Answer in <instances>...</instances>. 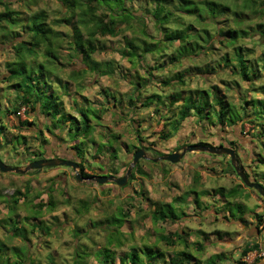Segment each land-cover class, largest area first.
Wrapping results in <instances>:
<instances>
[{
	"label": "crops",
	"instance_id": "0c3cea01",
	"mask_svg": "<svg viewBox=\"0 0 264 264\" xmlns=\"http://www.w3.org/2000/svg\"><path fill=\"white\" fill-rule=\"evenodd\" d=\"M189 1L194 3L199 0ZM38 2L39 0H37L36 4L17 3L18 6L16 8L12 6L11 8L23 12L22 16L24 17L35 11L45 10L49 17V21L60 17L62 14V9L56 1L55 3L58 9L54 15L48 14L45 7H39L40 9L38 10L35 9L39 4ZM181 2V0H164L162 5L165 10L170 13L168 24L156 26V22L150 16V13L156 7L153 0H124L125 8L131 13L135 20L129 21V26H127L128 24L125 22L120 23L116 30L117 34L114 36H96L95 43L97 50L91 57L98 66L90 69L91 64H84L80 58H74V60H78L80 64H75L74 60L73 63L68 60H63L64 64H70V67L66 66L61 71L59 70L56 73L49 74V80H51L49 91L54 92L56 96L59 97V109L61 112L59 116L49 121L37 112L34 114L33 112L27 114L25 112V107H21L16 114L7 112L13 110L16 104L15 98L17 93L15 89L10 86L11 84L6 78L8 75L6 63L14 60V54L10 42L12 38L0 34V150L3 148L1 142L6 140L8 145H12L13 149H18L21 152V154L18 155L22 157L16 161V163L18 162L16 166L10 165L9 160L1 161L8 166L22 167L27 161L31 162L32 160L28 158L32 152L31 148H33L31 144H29V141H32L34 144L35 140H47L46 138L52 140L55 149L53 152L56 154H63L64 151L65 153L69 151L70 154H67L72 156L71 154L76 155V149L88 152V149L91 150L93 148L94 158H96L98 157V149L104 153L105 151L110 153L108 148L110 145L112 148L117 149L114 147V144H116L120 136L111 128L119 127V125L125 126L126 123H131V129L136 138L138 137L137 131H139L141 133L140 136L143 139L149 140L150 143L154 142V140H159L160 142L163 141L161 143L163 145L176 137V134H181L182 136H180V138H183L185 133H193L194 127L198 122L195 117H188L181 122L178 131H175V133L173 129L166 126V124L170 122L167 120L168 118L177 119L176 116L172 115L174 112H177V106L180 105L181 101L176 102L169 108V100L167 98L170 94L175 92L179 93L181 98H184L187 94H195L197 100H199V95L196 93V90H208V99L213 107H215L213 104V93L216 92V94L223 97L227 103L233 104L236 109H238L239 113H241L239 110L240 107H244V102L246 101L254 100L257 102H264V91L259 88L264 85V41L262 44L258 40L259 37L253 34L259 29H262L258 27V23L263 24L264 17L262 19L254 17V19L257 20V24H253V19H251L253 16L246 10L242 11L240 7L235 10L236 12H243L240 17H236L230 13L217 17L214 23H211L208 18L200 19L197 16L198 13L188 14L179 11L178 7ZM230 7L233 10L232 6ZM1 24L6 29L20 32L18 26L9 27L5 22ZM68 27L69 26L65 25H57L54 29L63 34L70 35L71 29ZM213 27L224 30L228 28L243 29L252 33L248 32L247 36L240 37V39L238 38L237 45L242 47L241 58L244 60L245 65L257 67L259 78L253 84L256 88H252L248 85L249 83L240 80L237 72L233 69L236 59L233 47L221 45L218 39H222L223 37L218 38L215 35ZM141 29L148 34V37H144L140 34ZM168 29L171 31L177 29L178 31H183L185 34H189L191 38H189L188 42L185 44L187 47H191V44L194 42L198 45L206 44L205 36L200 32L201 29H206L210 35L213 34V36L208 37V44L213 45L211 47L208 46V49L205 50H201L195 46L193 51L189 52L188 55L178 58L175 49L179 47L180 41L175 40L172 41L170 45L166 44L165 36L168 33H166ZM197 34H200L201 37L198 38L195 36ZM136 38L145 39L147 43L158 42L160 47L164 44L168 46L167 49H164L161 53L151 52L145 53L142 56H137L136 53H138V51L136 50L137 52L131 56H122L121 53L124 49L123 46L125 41L132 40L136 42ZM65 40L66 38H64V41ZM257 46L261 48L259 53L255 51V47L257 48ZM69 52H71L69 47L60 49V55L63 56V58L68 59ZM175 56L176 59H174ZM34 57H36V63L42 60L39 53L35 54ZM171 59L174 60L171 61ZM224 61H228L227 65H224ZM74 68H76L77 71L79 69V72L82 73L83 76L77 82L67 78L69 70ZM55 75L61 80L59 84L54 78ZM180 76L183 79V83L179 81V79H181ZM166 78L168 83L165 84L163 81ZM195 78L200 81L198 86L192 89L188 83ZM215 80H218L222 86H220L218 82L213 83ZM232 80H236V82L239 80V85H235ZM203 82H208L209 84L203 86ZM211 82L212 85L210 84ZM206 84L207 83H204V85ZM213 87H217V89L214 90ZM152 94L160 95L162 102L158 103L154 101L150 103L149 106L143 107L142 103L145 97ZM92 96L95 97L92 98ZM131 99L134 100V103H131ZM99 106L105 109V111L102 112V119L99 125L95 124L92 117L90 118V123L94 125V131L91 137L89 136L88 139L80 137L76 140H70L69 121L61 119L63 115L65 117L69 115L76 117L78 109H94ZM245 107L248 108V112L246 113L251 114V110H249L251 106L245 105ZM199 123H206L209 125V122L206 120ZM246 125L248 124L245 123L241 127L243 132H245L244 129ZM182 126L184 127L182 128ZM188 126H192V128L186 129L185 127ZM199 126L200 127L195 133H202L205 136L206 133L201 130V125ZM46 127L49 130H47ZM235 127L239 128V125ZM248 127L250 126L248 125ZM163 134H166L167 138L162 139ZM227 135L229 137L228 139L233 140L235 138L240 139L241 137L238 132L236 133L234 131H230ZM195 137L197 141L200 139V137ZM191 143H193V140ZM80 144H82L83 147ZM152 144L154 145V143H151L153 147ZM43 147L45 149V146ZM159 149L162 151H157L156 153L159 154L158 156L163 155L164 149ZM177 149L178 148H175L173 151ZM78 159V161L81 162L85 161L80 157ZM219 161H223V159H219ZM138 165H140V163H138ZM251 165H253V168H251ZM258 165L256 166L255 161L249 162L248 167L251 168V172H246V170H244L246 173H249L251 176L250 179L256 182H258L257 176L261 178L264 177V174H258V172L254 171L258 170ZM29 172L31 171L25 174L0 172V189L2 187L5 188V190L0 191V203L2 204L0 206V264L6 262V257L9 262L10 260L11 262L13 261L12 251L17 253L18 264H21L25 258H27L31 264H105L103 262V253L105 249L109 251V258L106 264H129V255L132 252H136L144 264L145 252L148 250L153 253L156 252L157 255L159 253V256L155 257L151 264H169L170 259L180 251L178 248L179 241L176 240L174 245L169 246L164 244L161 240V237L176 231L165 232L164 228L160 227L163 223H154L152 221L153 205L149 207L148 204V206L141 209V211L140 209H135L134 202L130 197H125L122 201H115L110 198L106 201L109 206L107 209L109 210L96 212L93 217L90 215V206L93 208L94 205L97 206L98 203L101 202L104 204L105 202L104 200L102 201L101 198L100 201H98L99 198H96L95 203L92 202V205L89 206L85 204L83 207L84 210L82 211L75 210L71 213H67L66 211L58 213L54 210L55 203L53 199H51L50 194H48V198L44 200L39 197L32 199L30 195H33L34 187H32L28 181H23L22 187L16 185L19 178H28L27 174ZM9 173L14 175H10ZM18 175L20 177H17ZM64 181L65 180H63V182ZM50 184V182H45V185H43L44 188H46V193H53L56 189L58 193H61V191L56 188V183ZM104 185H100L98 189L102 191ZM261 185L264 188V183ZM49 188H51L50 191ZM218 188L220 187L212 189V195L199 197H197L194 188L193 192L189 190L185 194L186 196L192 194L195 196L194 198L192 196H179L173 198L170 203L162 202L160 199H154L151 193L149 196V192L146 191L147 197L145 200L148 203L151 201L152 203L171 204L175 215L181 217L182 214L185 215V208L189 209L192 203L195 209L200 207L201 204L210 202L209 198L212 196L211 201L216 202L217 205L215 206V203H212L214 206L212 207L213 210L211 208L208 212H212V215H214L216 219H221L224 222L227 221L230 225L233 224L237 229V231H235L236 237L232 239V241L217 243L216 249L219 250L216 251L214 249L215 251H212V254L222 255L221 252L224 251L227 252L228 255L227 257L222 255L220 260L215 259V263L264 264L263 206L257 207L254 213L247 214L245 211L246 207L240 205L242 217L236 219L230 212V205L235 203L237 198H240L241 191L239 190L240 192L235 198H228L226 195L223 197L215 192ZM2 194L7 195L3 196ZM14 199L17 201L14 202ZM251 199L257 203L260 202L253 196ZM38 205L42 206L38 208ZM180 205L183 206L180 207ZM119 207L128 211V215L125 217L122 226L117 229L115 226L106 224L105 220L114 216ZM111 208L112 210L110 211ZM194 216L198 218L197 214ZM204 217L205 216H203V218ZM192 219L195 220L196 218ZM32 225H35V227H32ZM62 232L67 233L63 240L61 239ZM177 232L181 233L180 231ZM199 234L204 235V233ZM110 237L111 239H109ZM109 240L111 244L108 245ZM57 242H60L61 246H59ZM62 244H64V246ZM190 245L191 244L188 245L187 250L192 248H189ZM253 245L256 246L254 250L247 252L244 256L241 255V251L244 247ZM59 247L63 249L60 250ZM195 248L196 247H193V249ZM46 254L48 257H46ZM214 255H212V257Z\"/></svg>",
	"mask_w": 264,
	"mask_h": 264
},
{
	"label": "trees",
	"instance_id": "16d2710c",
	"mask_svg": "<svg viewBox=\"0 0 264 264\" xmlns=\"http://www.w3.org/2000/svg\"><path fill=\"white\" fill-rule=\"evenodd\" d=\"M55 1L61 7L62 14L60 17L49 21V17L45 10L35 11L24 17L22 16L23 12L11 8L15 0H0V34H2V36H10L12 38L10 42L11 49L14 54V60L12 62L6 63V67L8 68V75L6 78L11 84L10 86L15 89L17 93L15 98L16 104L13 107V110L7 112L16 114V112L21 107H25V112L27 114L30 112H33V114L37 112L39 115L44 116L47 121L59 116L61 114L59 109L60 100L54 92L49 91L51 87L49 74L56 73L59 70L61 71L66 66L70 67V64H64V61L68 60L73 63L74 58H80L84 64H91L90 69L98 66V64L94 62L91 57V55L97 50L95 43L96 36H114L117 34L116 30L120 23L125 22L128 24L127 26H129V21L135 20L131 13L125 8L124 0ZM163 1L164 0H153L156 7L150 13V16L156 22V26L168 24L170 13L165 10L164 6L162 5ZM181 1L182 2L178 7L179 11H183L188 14L198 13L197 16L200 19L208 18L211 23H214L217 17L230 13L236 17H240L243 12L240 13L235 11L240 7L242 8V11L246 10L249 14L257 19H262L264 17V1L259 3L256 0H242L240 4L234 3L232 0H199L194 3L190 2L189 0ZM19 2L24 4H36L37 0H19ZM230 6H232L233 10ZM2 22H5L9 27L18 26L20 32L4 28V26L1 24ZM57 25L69 26L68 28L71 29V34L67 35L55 30L54 27ZM258 27L262 29L253 34L257 35L259 37V42L263 44L264 25L259 24ZM213 30L218 38L223 37L222 39H218L219 42H221V45L231 48L233 47L234 54L236 55L233 69H235L234 71L237 72L240 80L249 83L248 85L252 88H256L253 84L259 78V74L256 69L257 67L245 65L244 60L241 58L242 47L237 45L240 37L247 36L248 31L234 28H228L224 30L216 27H213ZM200 32L205 36L206 44L204 45H198L194 42L191 44V47L185 46L191 36L189 34H185L183 31H178L177 29L172 31L168 29L166 31L167 34L165 36V42L166 44L170 45L172 41H180L179 47L175 49L178 58H180L182 56L188 55L189 52H192L195 46L196 48L205 50L208 49V46L211 47L213 45L208 44V37L213 36V34L210 35L206 29H201ZM140 34H142L144 37H148V34H146L143 29L140 30ZM195 36L198 38L201 37L200 34ZM64 38H66L65 41ZM138 39L139 38L135 39L137 40V43L132 40L125 41L123 46L124 49L121 53L122 56H131L137 51V56H142L145 53L151 52L161 53L164 49H167L168 46L164 44L162 47H160L158 42L147 43L145 39ZM63 47H69L71 50V52L68 53V59L63 58V56L60 55V49ZM37 53H39L42 57V60L39 63H36V57H34ZM174 59H176V56ZM174 59H171V61ZM227 63L228 61H224V65H227ZM82 77V73H80L79 70L77 71L76 68L69 70V73L67 74V78L74 82H77ZM54 78L58 84L61 82L57 75H55ZM180 78L181 79H179V81L183 83L181 76ZM166 80L167 78L163 81L165 84L168 83ZM238 81L236 82V80H232L235 85H239ZM259 88L264 91V85L260 86ZM213 89L216 90L217 87H213ZM196 93L199 95V100H197L195 94H187L184 98H181L180 94L176 92L170 94L167 97L169 100V108L176 102L181 101L180 105L177 106V112H174L172 115L176 116L177 119H167L170 122L167 123L166 126H169L170 129H173L174 133L175 131H178L181 122L191 116L195 117L198 123L206 120L209 122L210 126L216 128H232L236 125H239V135L243 134V129L241 127L245 123L251 125L254 128H259L261 133H264V102H257L254 100L246 101L244 102V107H240L239 110L241 113H239L238 109H236L233 104L227 103L226 100H224L223 97L218 96L216 92L213 93V104L215 107H213L209 102L208 90H196ZM154 101L161 103L162 100L160 95L152 94L148 97H145L142 106L147 107ZM131 103H134V100L131 99ZM245 105L251 106L249 109L251 110V114L246 113L248 112V108L245 107ZM104 111L105 109H102V107L99 106L94 109H78V114L76 117L70 115L65 117L63 115L61 119L69 121L70 140H76L80 137L86 139H88L89 136L91 137L94 131V125L90 123V118L92 117L95 124L99 125V122L102 119V112ZM46 129L49 130L47 127ZM137 132V139L140 142L143 140V138L140 136L141 133L139 131ZM165 138H167V135L163 134L162 139ZM228 138V135L225 137H218V143L214 146L223 145L231 149H233V146H238L237 141L239 139L235 138L233 140ZM197 144L209 146L207 143L203 142H198ZM40 145L43 148V146L46 145V140L42 139L40 141ZM142 145L143 144H141L140 147ZM108 148L110 150V157L115 159L116 149L112 148L111 145ZM144 148L146 150H150L148 146H144ZM76 150V155L71 154L72 157L75 158V161H77V159L80 157L81 152L80 149ZM34 155L37 157L40 155V153H35ZM222 157H224V162L228 164L230 168H232L231 164L226 161L227 157H225V155ZM34 159L35 158H32V160ZM78 165L80 176L89 178L90 175L84 173V165L81 161L78 162ZM135 171L138 174L145 175V173L139 169L138 163L135 165ZM246 175L249 178L251 177L249 173H246ZM133 178L134 175L132 173L131 179ZM199 180L200 176L196 175L193 183L197 184ZM238 188L239 185L228 190L220 187L215 192L223 197L226 195L228 198H235L240 192ZM190 192H193V190ZM195 193L197 197L209 194L207 191H195ZM16 201L17 200L14 199V202ZM150 205L154 206V210L152 212V221L154 223L176 224L180 221V219H182L183 216H185L184 214H182L181 217L175 215L171 204L152 203L149 201V207ZM41 206L42 205H38L37 207L40 208ZM127 215L128 211L124 210L122 207H119L117 213L114 216L107 218L105 223L110 226H115V228L118 229L120 226H122ZM32 227H35V225H32ZM186 236L187 234L184 231H181V233L176 231L170 233L167 236L161 237V240L166 245L172 246L177 240L183 244L185 248L184 250L182 249L177 252L173 258L170 259L169 264H198L200 262L197 261L195 257L187 250L188 241ZM109 239H111V237ZM109 244H111L110 240L108 241V245ZM192 245L196 246L197 251H202L204 248V244L202 243L194 242ZM255 248L256 246L254 245L244 247L241 251V255L244 256L247 252L254 250ZM108 252V249H105L103 253V262L105 264L108 262ZM157 256H159V253L157 255L156 252L153 253L150 250L146 251L144 264H151L154 258ZM221 257L222 255H214L213 257L211 256L205 264H216L215 259L220 260ZM129 264H143V261L136 252H132L129 255Z\"/></svg>",
	"mask_w": 264,
	"mask_h": 264
},
{
	"label": "rangeland",
	"instance_id": "374dc122",
	"mask_svg": "<svg viewBox=\"0 0 264 264\" xmlns=\"http://www.w3.org/2000/svg\"><path fill=\"white\" fill-rule=\"evenodd\" d=\"M242 0H232V2L240 4ZM259 3H262L264 0H256ZM17 3H20L19 0H15L12 7L16 8L18 6ZM39 4L35 9H40L39 7H45L48 11V14L54 15L56 14V11L58 9L57 4L54 0H39ZM253 19V24H257V20ZM260 24V23H258ZM264 24V23H263ZM251 29V28H250ZM261 30V29H259ZM251 31V30H250ZM249 32V31H248ZM251 33V32H249ZM252 34V33H251ZM251 47V45L249 44ZM255 51L259 53L261 51V48L257 46L255 47ZM75 64H80V62L77 60H74ZM80 68V67H79ZM81 69V68H80ZM79 70V69H78ZM196 79V78H195ZM189 81L188 85L192 89L194 87L198 86L199 79L197 80ZM218 80H215L213 83H217ZM204 83H207L204 85ZM220 86L222 84L218 82ZM208 82H203V86H207ZM212 85V82L210 83ZM215 85V84H214ZM82 87V86H80ZM189 87V86H188ZM95 96H92L94 98ZM202 127V131L205 132V136L202 133H195L197 132V129ZM249 125V124H248ZM248 125L245 126V132L241 134L240 139L237 141L238 146H236V149L239 151L240 156L243 160L242 167L246 172H251V168H253V165H251V168L248 167L249 162H256V166L258 165V170H254L256 172L264 174V133H261L259 128H254L251 125L248 127ZM184 126H182L183 128ZM181 128V129H182ZM192 128V126L185 127ZM193 133H185V136L180 138V135L176 134V137L168 141V143L161 144L163 141L154 140L153 147L151 146V143L147 139H143L139 142V140L136 138L135 134L133 133L131 129V123H126L124 125H119V127H112L111 129L116 132L120 136V138L117 140L116 144H114V147H116V158L113 159L110 157V153L101 152L98 149V157L94 158V149L91 150L88 149L87 151H81L80 152V158L84 159L85 161H82V164L84 165V173L87 175H90V177L100 175H111L114 177H121L128 166V164L131 161L132 153L134 150L141 148L140 145L143 144V146H148L150 148V154H148L150 157L155 158L159 154L156 153L157 151H162L159 148L164 149L163 154H168L173 152L175 148H180L182 146L188 145V144H196L197 142H203L207 143L209 146H214L218 143V137H225L230 131L238 132L240 128L232 127L229 129L227 128H212V126L207 125L206 123H197V125L194 127ZM182 133V132H181ZM200 137V139H196V137ZM217 137V138H216ZM46 145L45 149L42 148L40 145V141H34L33 144L32 141H29V144H31V150L30 156H28L29 159L35 158L34 160H38L44 157H58L64 155H68L69 151L67 153L63 154H56L53 152L54 145L52 140L49 138H46ZM193 140V143H191ZM191 141V142H190ZM181 142V143H179ZM2 144V150H0V160L5 161L9 160V164L12 166H16L20 157L21 152L18 149H13L12 145H8L6 143V140H3L1 142ZM53 145V147H52ZM82 146V144H80ZM83 147V146H82ZM152 149V150H151ZM172 150V151H171ZM30 151V150H29ZM176 151V150H175ZM38 152L40 155L35 157V153ZM53 152V153H52ZM51 153V154H50ZM89 154V155H88ZM70 156V155H68ZM223 156V155H222ZM221 155H214V154H208L205 152H187L184 157L175 164H171L167 161H157L153 162L151 160H144L139 159L137 163H140L139 169H141L143 172H145L146 175H141L136 173L135 166L131 171V174L133 173L134 177L131 179V176L128 178L127 183L124 187H119L115 185L114 183L105 184L102 188V191L98 189L100 185H98L95 182H92L90 180L84 179L81 182H77L74 178L73 171L68 167H55V168H43L40 171L29 172L28 178H19L17 181V186L22 187L23 181H28L30 185L33 188L34 192L33 195H30L32 199L40 198V199H47L48 194H50L51 199H53L55 203L54 210L58 213H62L63 211H66L67 213H71L76 211H82L84 210V205L88 204L89 206L92 205V202L95 203V199L99 198L98 201L101 200L105 201L103 203H98L97 206L94 205L90 206L89 211L90 215L94 217L96 212L100 211H107L108 199H114L115 201H122L125 197H130L132 201L134 202L135 209H143L148 206V202L145 200L147 197L146 191L149 192L152 195L154 199H160V201L165 203H170L171 200L175 197L179 196H186V192L189 190H193L195 188L196 191H207L209 194L212 195V189L215 187H222L225 190L231 189L235 186L239 185V190L241 191L240 198H237V201L230 205V212L232 213V216H234L236 219H240L242 217V212H240V205H244L246 207L245 211L247 214H252L255 212L257 207L263 206L264 208V200L256 193L255 190L245 187L239 178L236 176L234 170L229 167L228 164H226L223 161H219V159H223ZM28 159V160H29ZM226 159V158H225ZM229 159V158H228ZM79 159H77L78 161ZM33 161V160H32ZM227 161V160H226ZM28 162V161H27ZM25 163L22 167L26 166L28 163ZM79 162V161H78ZM230 164V161L228 162ZM263 163V164H261ZM254 164V163H253ZM93 166V167H91ZM213 170V171H212ZM252 170V171H253ZM79 173V170H78ZM10 175H14L9 173ZM196 175L200 176V180L197 184H194V178ZM17 177H20L19 175ZM82 177V176H81ZM84 178V177H82ZM63 180H65L63 182ZM257 181L261 184L264 183V177L261 178L260 176H257ZM45 182L47 183H56V188H58L61 193L57 192V189L53 193H46V188H44L43 185H45ZM50 184V185H51ZM65 184V185H64ZM51 187V186H50ZM5 190L4 187L0 189V191ZM51 188H49V191ZM147 192V193H148ZM4 193V192H3ZM7 195V194H2ZM47 195V196H46ZM104 196V197H103ZM195 197L194 195H187L186 197ZM252 196L255 199H258L260 202L257 203L254 200H252ZM202 198V197H200ZM212 198V196H211ZM211 198H209L210 202H207L206 204H201L200 207H197L194 209V204L192 203L189 206V209L185 208V215L182 219L176 224H162L160 227H163L165 232L169 231H184L187 236V243L189 246L192 247L188 251L198 260L200 261L199 264H205L206 261L214 254H212V251H218L219 249H216L217 243L222 242H230L232 239L236 237L237 229L233 226V224L230 225L227 221L224 222L221 219L214 218L215 216L212 215V212H208L212 207V203H215V206L217 205L216 202H212ZM203 199V198H202ZM191 202V201H190ZM2 204L0 203V206ZM183 205H180L182 207ZM204 207V208H202ZM207 207V208H205ZM112 208L110 209V211ZM213 210V208H212ZM140 213V212H139ZM264 213V210H263ZM198 216L195 217L194 215ZM203 216H205L203 218ZM207 216V217H206ZM250 216V215H249ZM192 218H196L195 220ZM205 219V220H204ZM204 233V235L199 234ZM67 233L62 232L61 239H65ZM240 235V232H239ZM219 236V237H218ZM213 239V241H212ZM220 239V240H219ZM206 243L204 244L203 251H197L196 248L193 249L192 243ZM59 246H61L60 242H57ZM64 246V244H62ZM179 250H184V245L179 243ZM60 250H62V247H59ZM215 249V250H214ZM219 253V252H218ZM222 255L227 257V252H221ZM46 257L48 255L46 254ZM12 262L5 258L4 264H18V257L17 253L15 251H12ZM9 262V263H8ZM21 264H31V262L25 258L21 262Z\"/></svg>",
	"mask_w": 264,
	"mask_h": 264
},
{
	"label": "water",
	"instance_id": "95a60500",
	"mask_svg": "<svg viewBox=\"0 0 264 264\" xmlns=\"http://www.w3.org/2000/svg\"><path fill=\"white\" fill-rule=\"evenodd\" d=\"M187 152L189 153L190 152H205V153L214 154V155H226L229 158L230 164L236 176L241 181V183L245 187L255 190L256 193L264 200L263 186L260 183L250 179L246 175L243 167L239 164L238 157L236 156V152L233 149L228 148L223 145L222 146H206L202 144H188V145L180 147L176 151H173L168 154H163L155 158L150 157L148 153L141 147V148L134 150L132 157H131V161L126 168L125 173L121 177H114L111 175H108V176L97 175L94 177L82 178L80 174L78 173V170H79L78 162L71 158H66L62 156L44 157L38 160H33L24 167L8 166V165H5L0 160V172L2 173L13 172L16 174H25L28 171H40L43 168L68 167L73 171L74 178L77 182H81L82 180L87 179V180L97 183L98 185L114 183L115 185L119 187H124L127 183L128 178L131 176L132 169L137 164L139 159L151 160L153 162L167 161L171 164H175V163H178Z\"/></svg>",
	"mask_w": 264,
	"mask_h": 264
},
{
	"label": "flooded vegetation",
	"instance_id": "af4514ba",
	"mask_svg": "<svg viewBox=\"0 0 264 264\" xmlns=\"http://www.w3.org/2000/svg\"><path fill=\"white\" fill-rule=\"evenodd\" d=\"M218 146H220V145H218ZM222 146V145H221ZM147 153H149L150 154V151L149 150H146L145 148H144V146L142 145L141 146ZM179 149V148H178ZM177 149V150H178ZM233 150L236 152V156L238 157V161H239V164L242 166L243 165V160H242V158H241V156H240V153H239V151L236 149V147H234L233 146ZM134 152V151H133ZM133 154V153H132ZM64 157H66V158H71V159H73V160H75V158L74 157H72V156H68V155H64ZM225 157H227L226 155H225ZM227 161L229 162V159H228V157H227ZM98 175H100V174H98ZM103 175V174H102Z\"/></svg>",
	"mask_w": 264,
	"mask_h": 264
}]
</instances>
